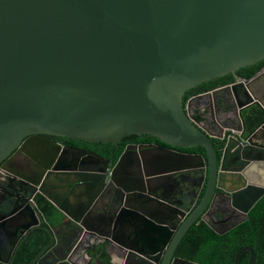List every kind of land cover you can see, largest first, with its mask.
<instances>
[{
    "label": "water",
    "instance_id": "95a60500",
    "mask_svg": "<svg viewBox=\"0 0 264 264\" xmlns=\"http://www.w3.org/2000/svg\"><path fill=\"white\" fill-rule=\"evenodd\" d=\"M263 58L264 0H0V162L24 149V137L33 135L112 144L131 134L149 135L171 147L128 144L110 168L94 155L93 164L78 171L84 177L72 181L62 178L63 167L51 164L52 186L67 185V194L76 192L72 197L82 204L67 207L46 196L61 215L56 211L58 218L49 224V245L58 244L56 229L66 227L72 253L82 242L86 249L80 252L87 257L93 242L105 248L122 243L127 254L143 259L151 252L146 247L154 249L157 241L161 253L171 256L215 188L234 205L243 201L247 217L264 193V69L250 79L235 71ZM228 73L236 77L232 83L197 95L228 90L243 124L226 139L218 136L224 140L218 169L212 135L183 105V95ZM231 138L243 147L236 157L246 163L227 170L223 162L233 150ZM197 146L205 157L180 150ZM60 148L51 143L54 153ZM205 169L203 195L191 210ZM97 172L109 180L108 188L100 180L91 189ZM76 185L85 186L76 190ZM97 195L106 198L98 212L91 205ZM116 195L126 201L143 197L153 206L140 213L125 202L113 214L109 201ZM176 215L182 222L174 228ZM17 216L31 222L42 217L29 206H5L0 229L12 230ZM243 251L253 264L251 246L240 248L232 264Z\"/></svg>",
    "mask_w": 264,
    "mask_h": 264
},
{
    "label": "flooded vegetation",
    "instance_id": "af4514ba",
    "mask_svg": "<svg viewBox=\"0 0 264 264\" xmlns=\"http://www.w3.org/2000/svg\"><path fill=\"white\" fill-rule=\"evenodd\" d=\"M203 96L204 97L199 99V103L205 104L204 113L208 114L210 118V122L206 124L205 129L212 135L215 149H221L220 154L217 155L219 169L223 153L222 147L224 146L219 147L215 140L220 139L218 136H222L223 139L228 138L231 135L230 129H237L238 127H241L242 129L243 124L239 119V115L233 110L234 104L228 97V90L221 89L216 94ZM196 97L197 96L190 97L191 99L189 98L190 100L186 103L188 109L191 101H193L192 103H195L194 99H196ZM224 108H229V110H225ZM146 136L149 135H142L141 140L128 142L125 146L128 144H143L171 148L154 137L149 138L151 137L149 136L146 138ZM25 138L27 146L24 147V149L13 150L8 157L0 162V214L5 206L18 205L22 207L29 206L34 212H40L42 217L37 219V221L35 220L31 222L27 216L24 218L17 216L12 218L11 226L8 227L12 230L5 233L4 227L0 229V264H21L24 261L25 264H104L99 259L100 244L97 246H95L94 242L91 244L93 250L91 248V251L87 250V254L90 255L89 257L83 256L80 252L81 248L86 247L84 242L79 244V248L73 253L69 252L68 246L70 245V236L65 234L66 227H59L56 229L55 234L58 244L56 246H54V243L49 245L51 235L49 232V224H53L57 216H54V214L48 215L45 212L44 207H49L51 210L55 209L50 200H57L67 207H70L73 204L79 205L82 203H79L81 202L79 198L76 197L77 199H75L72 197L75 196L76 192H72V196L70 195L71 193L67 194V185L52 186L51 181L49 180V177L52 176L49 175L48 172H50V167L52 165H58L59 167L64 168V175L62 178L65 181L77 180L84 177L82 173L78 172L81 171L80 168L92 165L95 159L93 157L94 155H98L108 161V168L115 164L119 156L114 161L113 155L104 156L98 153V149H100L103 144L97 142L71 139L65 136L56 135H33L30 137L26 136L24 139ZM233 139L234 138H231L233 150L232 152L229 150L227 151V155L223 162V166H225L224 169L227 168V170L230 167L239 168L246 163L242 159L236 157L237 152L242 150L243 147ZM51 143L58 144L61 147L59 151L57 150V153H54V151L50 149ZM190 153L202 154L201 152ZM202 155L205 157L204 154ZM129 169L135 171L134 165H130ZM65 173H67V175H65ZM47 174L48 176H46ZM100 174L102 175L103 173ZM45 177H48L47 181ZM92 178L96 181L93 188H91L93 191L98 187V181L100 180H102V182L104 180L103 189L108 188L109 180L107 178L104 179V175L98 176L97 172ZM191 178L193 179L194 175ZM234 178H236V176H234ZM206 180L207 170L205 169L200 192L198 193L191 210H193L200 201L205 189ZM261 182L262 185H264V177H262ZM81 183L84 184V182ZM84 186L85 185H76L75 189L80 190L84 188ZM225 186L228 187V184L226 183ZM102 190L100 192H102ZM46 196L50 200H48ZM262 197H264V193L260 199ZM173 200L181 205L188 204V201H185L184 198H173ZM125 202L133 207L135 206L134 208H129L140 213H142V209L148 212L152 208L151 206H153L152 201L143 197L136 199L129 198V200L126 201L122 196L116 195L110 199L108 209L111 213L117 214L125 205ZM91 205L94 208L93 211H102L104 207H106V198L97 195L91 202ZM242 205L243 201H240L239 198L236 200V205H234L231 201L230 195L215 188L211 199L199 217L216 233L223 234L229 230L226 229L232 224L238 223L241 220L244 221L248 217L249 211L246 217L242 212ZM183 212L186 213L185 217L189 214L186 210H183ZM58 215L61 217L59 212ZM43 216H45V218ZM171 222L174 225V228L177 222L179 226L182 222L181 215L173 217ZM153 231L155 234L159 232L158 229H153ZM170 231H173L172 227ZM186 231L183 236L186 234ZM221 231L224 232L219 233ZM166 236L165 233L163 237L164 240L166 239ZM183 236L176 244L171 256L169 254L165 256L164 253H161V243L157 241H154L152 244L154 249L146 247V250H151V252L148 254L149 257L143 259H138V257H133V255L127 254L122 243H113L105 249H107L106 251L110 254L113 264H180L179 262L182 260H190L192 262L204 264L179 254L178 250L181 247ZM164 248L166 249L167 246ZM114 258H116V262L113 261Z\"/></svg>",
    "mask_w": 264,
    "mask_h": 264
},
{
    "label": "trees",
    "instance_id": "16d2710c",
    "mask_svg": "<svg viewBox=\"0 0 264 264\" xmlns=\"http://www.w3.org/2000/svg\"><path fill=\"white\" fill-rule=\"evenodd\" d=\"M262 69H264V58L253 64L239 68L235 71V76L250 79ZM235 76L233 73H228L203 81L188 89L183 95V105H186L190 97H195L199 94L232 83L236 79ZM192 111L196 121L201 123L204 120L203 113L205 111L203 110L200 112L196 108ZM141 136L131 134L123 137L117 144L102 143L103 146L98 149V153L104 156L113 155V160L115 161L123 151L126 143L141 140ZM148 137L149 136H146V138ZM215 142L219 147H222L224 144V140L222 139H216ZM181 150L205 154L201 146L188 149L182 148ZM220 150L221 149H216L217 155L220 154ZM44 210L48 215L54 214V216H57L55 209L51 210L49 207H44ZM56 218H58V216ZM244 245H250L253 249V264H264V197L255 203L244 221L239 222L223 234L216 233L203 219L198 217L183 236L181 247L178 252L182 256L204 264H232L235 253ZM248 258V253L243 251L238 258L237 264H248ZM99 259L104 264H113L110 254L106 251L105 247L101 245ZM21 264H25V261Z\"/></svg>",
    "mask_w": 264,
    "mask_h": 264
},
{
    "label": "rangeland",
    "instance_id": "374dc122",
    "mask_svg": "<svg viewBox=\"0 0 264 264\" xmlns=\"http://www.w3.org/2000/svg\"><path fill=\"white\" fill-rule=\"evenodd\" d=\"M194 101H195V103H192L193 101H191L190 104H189V111H190V113H193L192 109L195 108V107H198V105L200 104L199 103V99H194ZM201 104H203V103H201ZM203 105H205V104H203ZM200 108H203L204 111H205V107H200ZM203 116H204V120L200 124L204 128H206V124L210 122V118H209L208 114H206V113H204Z\"/></svg>",
    "mask_w": 264,
    "mask_h": 264
},
{
    "label": "crops",
    "instance_id": "0c3cea01",
    "mask_svg": "<svg viewBox=\"0 0 264 264\" xmlns=\"http://www.w3.org/2000/svg\"><path fill=\"white\" fill-rule=\"evenodd\" d=\"M202 97H204V96H203V95H201V96H197L196 99H200V98H202ZM214 100H215V99H214ZM199 105H200V106H199ZM199 105H198V107H195V108L198 109V110L201 112V111H203L204 109H203V108H200V107H204V105L201 104V103H200ZM112 257H113V255H112ZM115 260H116V259L114 258L113 261L116 262Z\"/></svg>",
    "mask_w": 264,
    "mask_h": 264
}]
</instances>
